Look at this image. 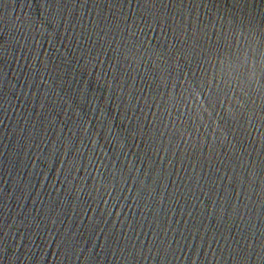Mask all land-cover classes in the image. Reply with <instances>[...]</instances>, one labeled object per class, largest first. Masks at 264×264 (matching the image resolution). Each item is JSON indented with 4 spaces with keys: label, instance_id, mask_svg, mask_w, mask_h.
Returning <instances> with one entry per match:
<instances>
[{
    "label": "water",
    "instance_id": "1",
    "mask_svg": "<svg viewBox=\"0 0 264 264\" xmlns=\"http://www.w3.org/2000/svg\"><path fill=\"white\" fill-rule=\"evenodd\" d=\"M0 264H264V0H0Z\"/></svg>",
    "mask_w": 264,
    "mask_h": 264
}]
</instances>
